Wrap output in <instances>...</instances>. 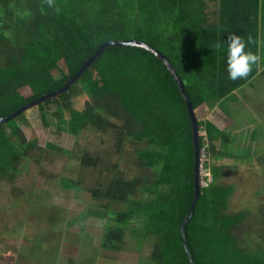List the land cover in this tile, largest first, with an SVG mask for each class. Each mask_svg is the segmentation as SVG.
<instances>
[{"label": "trees", "instance_id": "1", "mask_svg": "<svg viewBox=\"0 0 264 264\" xmlns=\"http://www.w3.org/2000/svg\"><path fill=\"white\" fill-rule=\"evenodd\" d=\"M54 4L50 8L47 0H0V118L64 88L107 42L137 40L153 46L185 83L207 159L205 180L211 181L202 187L186 226L195 263L264 264V250L244 245L253 241V234L264 243V206L256 214L230 211L235 188L218 183L221 167L214 160L225 157L216 144L228 139L210 118L220 115L233 94L264 77V0ZM233 33L246 43V51L261 56L249 76L236 81L227 77L224 44ZM33 111L46 129L59 138L69 136L74 146L55 140L41 145L28 119ZM93 133L109 137L110 156L78 149L79 138ZM47 150L78 160L83 170L100 172L87 189L100 206L71 222V227L84 229L88 218H110L97 253L122 251L129 228L137 224L134 237L152 242L146 264H191L181 225L195 197L193 127L178 84L156 55L138 47H110L69 92L1 124L0 179L11 183L23 162H45ZM125 155L135 167L132 177L120 167ZM62 181L66 188H80L78 182Z\"/></svg>", "mask_w": 264, "mask_h": 264}, {"label": "rangeland", "instance_id": "2", "mask_svg": "<svg viewBox=\"0 0 264 264\" xmlns=\"http://www.w3.org/2000/svg\"><path fill=\"white\" fill-rule=\"evenodd\" d=\"M220 109V117L229 121L218 127L221 133L227 135L228 140H220L222 148L220 141L216 144V149H222L225 157H215L216 163L212 160L221 167L218 183L235 188L230 200L232 213L247 210L256 214L264 206L263 75L233 94ZM36 114V111L29 112L28 119L33 122L32 127L38 133L41 145L45 146L47 142L55 140L68 148L74 146V140L69 136L62 135L59 138L54 130L46 129ZM77 145L79 150L84 148L95 156H110L112 152L109 137L96 133L83 135ZM131 146L128 145L127 149ZM124 158L125 161L120 162L121 170L132 177L134 172L130 170H135V167H130L126 161L127 155ZM44 159L45 162L42 160L41 163L36 160L23 162L19 167L20 173L11 183L0 179V244H5V249L9 250L7 259L0 258V264H75L74 257L81 261L78 248H85L87 244L92 247L99 246L104 228L110 222V218H88L84 229L78 224L71 227L75 217L90 208L100 206L101 203L93 199L87 190L93 177L100 179V172L93 169L83 170L78 160L65 159L49 150L46 151ZM206 160L205 156L202 157L205 168V172L201 169L202 178L207 173ZM113 162L115 163V157ZM137 173L139 174L135 172ZM63 179L78 182L80 188H66ZM257 220L256 216L255 222ZM139 228L137 224L129 228L122 251H100L106 264L147 263L152 242L140 243L134 237L132 233ZM37 233L44 234V240L35 243L34 240L39 237ZM4 237L7 240L3 241ZM26 237L28 239L24 242ZM252 238L251 243L244 245L253 250H264L259 234H253ZM47 239L49 246L55 247L57 252L55 261L50 263L42 259L41 252L37 255L34 252ZM59 241L61 247L58 245ZM82 251L84 253L85 250ZM98 255L94 249V257ZM92 258L90 256L78 264H85L87 261L93 263Z\"/></svg>", "mask_w": 264, "mask_h": 264}, {"label": "water", "instance_id": "3", "mask_svg": "<svg viewBox=\"0 0 264 264\" xmlns=\"http://www.w3.org/2000/svg\"><path fill=\"white\" fill-rule=\"evenodd\" d=\"M110 47H138V48L146 49L147 51L156 55L166 65V67L168 68V70L170 71L172 76L174 77L176 83L179 86L181 94L184 97L185 102L187 104L189 117H190L192 127H193V140H194V147L196 150V167H195L196 184H195V197H194L191 209H190V213L181 225V234L183 237L184 248L188 254L190 262H191V264H196L192 254L190 252L189 245H188L186 226L194 216L195 208H196L197 203L199 201V198L201 195V190H202L201 169L203 167V165H202L203 150L201 148V141H200V124H199V121L197 119L192 101H191L190 97L188 96V94L186 93L184 81L180 78L178 72L176 71V69L174 68V66L170 62V60L161 51H159L158 49L154 48L153 46H151V45H149L143 41L130 40V41H124V42H118V41L107 42L84 65V67L79 71V73L66 84V86L64 88L58 90L57 92H54L52 94H49L47 96L42 97L41 99H38V100L32 102L31 104L21 108L19 111H17L16 113H14L8 117L0 118V125L9 123L12 120L20 117L22 114L28 112L29 110L36 108V107L40 106L41 104H43L49 100H53V99L59 97L60 95H63L65 93L69 92V90L81 79V77L84 75V73L88 69H90L92 67V65L98 60V58Z\"/></svg>", "mask_w": 264, "mask_h": 264}, {"label": "clouds", "instance_id": "4", "mask_svg": "<svg viewBox=\"0 0 264 264\" xmlns=\"http://www.w3.org/2000/svg\"><path fill=\"white\" fill-rule=\"evenodd\" d=\"M50 8L55 7L54 0H47ZM226 44L227 54V77L229 80L236 81L245 79L251 73L254 65H259L261 56L246 51V43L235 33L228 36Z\"/></svg>", "mask_w": 264, "mask_h": 264}, {"label": "flooded vegetation", "instance_id": "5", "mask_svg": "<svg viewBox=\"0 0 264 264\" xmlns=\"http://www.w3.org/2000/svg\"><path fill=\"white\" fill-rule=\"evenodd\" d=\"M67 224H69V222ZM37 234L39 235V237L34 240L35 243H38V242L44 240V234H41V233H37ZM48 238H49V236H48ZM27 239H28V237H26L24 239V242ZM29 242H30V240L28 241V243H26L27 246H29ZM58 245L61 247V241H59ZM33 247H37V246H33ZM37 248H38V251H34V252L36 253V255L39 254V252H41L43 254L42 259L44 261L49 262V263L52 262V260L55 261V257L57 254L56 248L49 246L48 239L46 240V242H42ZM82 249L85 250L84 253H83ZM94 249H95V247H92L90 244H87L85 248H78V252H79L78 257L81 258L80 262H82V260L84 261L86 258H88L90 256H93V258H92L93 263H90V261H87L85 264H106V262H104L105 260H103L104 257L101 254L98 253L99 255L94 257ZM95 251H96V249H95ZM69 256H71V255H69ZM46 257L48 258L47 260H46ZM74 259H75V264L80 263L78 260L79 258L74 257Z\"/></svg>", "mask_w": 264, "mask_h": 264}, {"label": "crops", "instance_id": "6", "mask_svg": "<svg viewBox=\"0 0 264 264\" xmlns=\"http://www.w3.org/2000/svg\"><path fill=\"white\" fill-rule=\"evenodd\" d=\"M214 113H215V110H214ZM211 121L213 122V124L218 128L220 125L222 124H225V123H228V119H226L225 117H220V115L218 117H216L215 114L211 115ZM220 145H221V141H220ZM202 177V176H201ZM203 187V186H202ZM6 233V232H5ZM8 234V233H7ZM10 237V236H9ZM8 237V238H9ZM7 240V238L4 237V240L5 241ZM1 241V240H0ZM100 246V244H99ZM99 246L95 247V249L97 250L99 248ZM102 250V249H101ZM9 250L5 249V244H0V258H4V259H7V252ZM103 251H106V250H103Z\"/></svg>", "mask_w": 264, "mask_h": 264}, {"label": "built area", "instance_id": "7", "mask_svg": "<svg viewBox=\"0 0 264 264\" xmlns=\"http://www.w3.org/2000/svg\"><path fill=\"white\" fill-rule=\"evenodd\" d=\"M203 154L206 157V154H205V151L204 150H203ZM203 154H202V157H204ZM203 168L204 167H202V170H203ZM203 171L205 172V170H203ZM206 175L207 174H205V177H206ZM205 177L202 178V186L203 187H207L209 185V182L211 181V180L210 181L209 180H205Z\"/></svg>", "mask_w": 264, "mask_h": 264}]
</instances>
